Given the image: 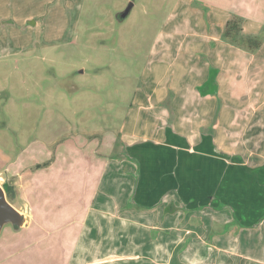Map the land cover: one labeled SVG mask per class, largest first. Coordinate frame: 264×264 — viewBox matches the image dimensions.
I'll use <instances>...</instances> for the list:
<instances>
[{
    "label": "crops",
    "instance_id": "crops-1",
    "mask_svg": "<svg viewBox=\"0 0 264 264\" xmlns=\"http://www.w3.org/2000/svg\"><path fill=\"white\" fill-rule=\"evenodd\" d=\"M216 4L236 7L232 12L245 17L246 33L255 34L262 25L264 0ZM248 16L254 17L250 23ZM225 48H210L202 57L190 58L177 78L172 73L165 76L168 80L155 79L143 102L145 109L155 110L147 118L165 125L158 124L149 135L134 132L131 122L136 140L121 142L119 155H108L117 144L103 140L100 156L94 141L88 140L91 136L80 145L57 147L54 155L42 148V161L19 156L8 171L0 170L3 181L14 185L15 201H21L14 205L29 217L23 226L9 224L0 233V264H264V178H229L231 163L221 155L228 149L218 144L217 131H201L206 121L214 123L215 114L212 128L226 126L221 120L227 105L223 101L219 113L210 111L212 97L200 90L212 68L204 59L220 57L216 80L219 87L224 82L238 88L231 90L236 96L242 95L239 88L247 80L246 70L257 57L243 48ZM233 51L247 58L239 64L227 60ZM260 72L251 73L250 79ZM163 80L173 89L174 112L169 113L174 121L165 117L169 114L162 103L170 93L160 92ZM191 118L197 121L190 130ZM49 158L53 162L48 167H34ZM262 158L259 155L258 161ZM156 178L165 180L162 189L152 187ZM249 180L251 190L244 191V181ZM184 181L187 190L175 189ZM197 184L203 186L197 189Z\"/></svg>",
    "mask_w": 264,
    "mask_h": 264
},
{
    "label": "rangeland",
    "instance_id": "rangeland-1",
    "mask_svg": "<svg viewBox=\"0 0 264 264\" xmlns=\"http://www.w3.org/2000/svg\"><path fill=\"white\" fill-rule=\"evenodd\" d=\"M220 1L233 3V0H0V170L8 171L19 156L42 161V148L51 149L54 155L57 147L65 143L80 145L91 136L88 140L94 141L100 156L104 155L100 142L102 145L103 140L115 141L117 146L108 155H116L121 142L136 140L130 132L131 122L134 132L148 131L153 135L158 130L155 126L165 125L163 120L147 118L155 110L145 109L143 102L155 79H165L172 73L176 78L181 76L190 58L202 57L204 50L210 48L242 51L227 41L224 32L227 22L236 15L242 18L244 30L245 17L232 12L234 6H218L216 3ZM131 2L128 16L119 17ZM247 19L250 23L254 17ZM261 24L254 33L264 39V19ZM261 48L252 52L257 56L255 62L250 63L248 70L244 69L248 77L241 84L243 88H239L242 95L233 96L231 90L235 93L238 88L226 87L224 82L219 87L218 79L217 92L213 87L205 88L212 97L208 103L210 111L227 102L221 120L226 126L212 128L217 124V115L213 113L216 120L213 124L206 121L201 131L208 132L210 128L212 133L217 131L218 144L228 149V153L221 155L225 154L231 163L229 178H264V159L258 161L259 155L264 156V43ZM243 56L233 51L227 60L236 59L239 64ZM211 57L210 61L207 57L204 60L218 77L220 57L218 60ZM259 69L258 76L250 79V74ZM160 83V92L170 93L162 103L169 114L165 117L174 121L170 116L171 110L174 112L173 89L168 81ZM196 107L202 109L199 103ZM196 121L191 118L190 130ZM230 142L235 145L233 151ZM50 159L53 158L40 163ZM206 163L205 159L204 167ZM197 168L201 166L198 164ZM205 173L208 174L207 167ZM0 182H4L2 177ZM163 183V178H156L152 187L162 189ZM187 184L180 182L175 189L187 190ZM243 185L244 191L251 190L250 180ZM201 186L197 184V189ZM204 186L207 191V185ZM214 193L217 195L218 191ZM9 224H5L2 234Z\"/></svg>",
    "mask_w": 264,
    "mask_h": 264
},
{
    "label": "trees",
    "instance_id": "trees-1",
    "mask_svg": "<svg viewBox=\"0 0 264 264\" xmlns=\"http://www.w3.org/2000/svg\"><path fill=\"white\" fill-rule=\"evenodd\" d=\"M242 23H243L242 18L237 15L233 19L227 22L225 32H224L227 41L230 43H234L238 45L240 48L248 50L249 52L258 51L263 46L264 39L257 34H249V33L244 32ZM216 77H217V74L215 73L214 68H211L208 80H206L204 84L200 86V90L202 94L208 93L207 89L205 90L206 87H213V91H215L216 89V92H217L216 87H218V85H217ZM217 113H219V109L217 110ZM52 161L53 159H50L49 161L45 163L37 164L34 167L39 168L42 166H46L50 164ZM3 186L6 190L9 201L15 204L14 195L16 191H15L14 185L11 184L10 181H5L3 182Z\"/></svg>",
    "mask_w": 264,
    "mask_h": 264
},
{
    "label": "water",
    "instance_id": "water-1",
    "mask_svg": "<svg viewBox=\"0 0 264 264\" xmlns=\"http://www.w3.org/2000/svg\"><path fill=\"white\" fill-rule=\"evenodd\" d=\"M133 3L131 2L121 13L120 17L126 18L132 9ZM35 23L34 20L31 21ZM29 217L21 212L7 197L6 190L0 182V233L2 232L5 224L10 223L13 226L20 227L26 224Z\"/></svg>",
    "mask_w": 264,
    "mask_h": 264
},
{
    "label": "flooded vegetation",
    "instance_id": "flooded-vegetation-1",
    "mask_svg": "<svg viewBox=\"0 0 264 264\" xmlns=\"http://www.w3.org/2000/svg\"><path fill=\"white\" fill-rule=\"evenodd\" d=\"M120 17V16H119Z\"/></svg>",
    "mask_w": 264,
    "mask_h": 264
}]
</instances>
